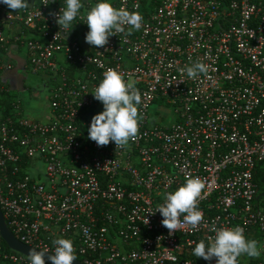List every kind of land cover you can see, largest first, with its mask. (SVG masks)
I'll use <instances>...</instances> for the list:
<instances>
[{
	"label": "built area",
	"instance_id": "2783aa9c",
	"mask_svg": "<svg viewBox=\"0 0 264 264\" xmlns=\"http://www.w3.org/2000/svg\"><path fill=\"white\" fill-rule=\"evenodd\" d=\"M82 2L72 29L61 32L49 13L65 0H29L19 12L0 3V96L9 92L2 81L15 67L5 56L14 45L47 78L50 105L39 121L13 101V114L0 120V209L9 229L51 253L54 239H70L84 264H215L195 257V245L214 236L212 225L239 226L261 249L239 264H264V0H107L139 12L143 26L105 48L85 42L82 18L102 0ZM197 61L210 66L206 76L181 74ZM109 68L142 96L139 136L126 149L88 138L103 111L92 93ZM197 176L204 224L169 235L155 211ZM1 240L0 264H30Z\"/></svg>",
	"mask_w": 264,
	"mask_h": 264
},
{
	"label": "clouds",
	"instance_id": "9594fccd",
	"mask_svg": "<svg viewBox=\"0 0 264 264\" xmlns=\"http://www.w3.org/2000/svg\"><path fill=\"white\" fill-rule=\"evenodd\" d=\"M0 3L14 12L28 10L30 7L29 0H0ZM84 7L82 0H65V7L59 12H50L49 15L55 18L61 32L72 29L73 21ZM82 18H86L89 29L85 42L95 48H105L110 37L120 34L128 36L143 26V17L139 12H130L124 7L116 8L107 0L96 3L86 12V17ZM209 70V65L197 61L191 66L186 65L180 71L182 75L186 72L188 78L196 80L201 74L206 76ZM92 94L94 99L102 103L103 111L92 117L88 138L98 147L114 142L116 149H126L130 141L135 142L138 139L140 123L143 120L139 111L142 104L140 91L133 82H126L118 71L109 68ZM204 189L205 182L197 176L186 178V183L177 190L165 194L164 203L157 207L155 213L159 212L163 217L161 223L168 229L169 235L185 226L198 230L204 224V214L198 207ZM148 223L149 220L146 219L144 224ZM210 231L214 236L208 237L207 244L201 240L195 245V257L206 261L215 258V264H239L238 258L242 255L250 258L261 255L258 242L246 239L244 229L239 226L217 228L212 225ZM52 243L55 245L54 254L48 256L51 264H73L77 260L70 239L57 238ZM48 252L47 248L40 251L31 248L27 258L30 264H46L45 254Z\"/></svg>",
	"mask_w": 264,
	"mask_h": 264
},
{
	"label": "rangeland",
	"instance_id": "374dc122",
	"mask_svg": "<svg viewBox=\"0 0 264 264\" xmlns=\"http://www.w3.org/2000/svg\"><path fill=\"white\" fill-rule=\"evenodd\" d=\"M25 36L27 38L34 37L28 31ZM46 82L47 78L43 74H34L28 67L25 68L23 73L14 79L16 89L9 90V101L19 102L22 114L30 120L44 121L48 119L50 105Z\"/></svg>",
	"mask_w": 264,
	"mask_h": 264
},
{
	"label": "water",
	"instance_id": "95a60500",
	"mask_svg": "<svg viewBox=\"0 0 264 264\" xmlns=\"http://www.w3.org/2000/svg\"><path fill=\"white\" fill-rule=\"evenodd\" d=\"M0 237L10 249L17 251L21 254H24L26 256H27L29 250L31 248H34L32 246H29V245L22 243L21 241H19L15 237L13 232L7 226L1 209H0ZM35 249H37V248H35ZM37 251H40V249H37ZM52 254H54V253L48 252L45 254V262L47 264H51V261L48 260V256H50ZM73 264H84V263L77 259L76 261L73 262Z\"/></svg>",
	"mask_w": 264,
	"mask_h": 264
},
{
	"label": "crops",
	"instance_id": "0c3cea01",
	"mask_svg": "<svg viewBox=\"0 0 264 264\" xmlns=\"http://www.w3.org/2000/svg\"><path fill=\"white\" fill-rule=\"evenodd\" d=\"M5 56L8 57L6 58V60L8 61H10L12 58L13 61H11L14 63L15 67L12 70L6 71L4 73L2 84L8 87L9 90H13L16 89V85H14V79H16L17 76L21 75L23 73V70L27 68L25 61V53L20 50H17L16 48H14V45H12L10 47L9 52Z\"/></svg>",
	"mask_w": 264,
	"mask_h": 264
},
{
	"label": "trees",
	"instance_id": "16d2710c",
	"mask_svg": "<svg viewBox=\"0 0 264 264\" xmlns=\"http://www.w3.org/2000/svg\"><path fill=\"white\" fill-rule=\"evenodd\" d=\"M9 95L10 94L8 93H4L0 96V120L7 115L13 114V107H12L13 101H9ZM1 243L6 250L9 249L3 240H1Z\"/></svg>",
	"mask_w": 264,
	"mask_h": 264
}]
</instances>
